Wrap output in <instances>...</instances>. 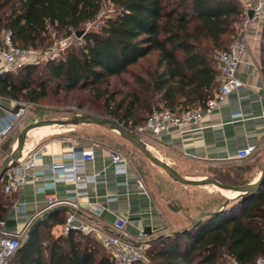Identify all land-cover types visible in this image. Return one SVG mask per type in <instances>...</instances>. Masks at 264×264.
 <instances>
[{
    "label": "trees",
    "instance_id": "obj_1",
    "mask_svg": "<svg viewBox=\"0 0 264 264\" xmlns=\"http://www.w3.org/2000/svg\"><path fill=\"white\" fill-rule=\"evenodd\" d=\"M105 1L116 11L98 31L84 32L81 46L68 47L41 74L38 64L0 74V96L37 104L49 98L52 84L57 92H85L79 107L100 103L103 118L135 134L154 109H205L220 86L215 53L228 50L242 27L236 0H0V30L11 32L19 48L43 50L52 45L50 28L76 35ZM261 57L264 76V25ZM114 78L124 79L126 92L109 89ZM1 186L0 238L13 205ZM66 218L42 219L7 264H114L91 236L65 235ZM196 224L149 242L148 262L139 264H255L264 257V182Z\"/></svg>",
    "mask_w": 264,
    "mask_h": 264
},
{
    "label": "crops",
    "instance_id": "obj_2",
    "mask_svg": "<svg viewBox=\"0 0 264 264\" xmlns=\"http://www.w3.org/2000/svg\"><path fill=\"white\" fill-rule=\"evenodd\" d=\"M262 32L263 25L256 23L247 32V50L238 72L244 86L229 95L216 109L203 110V120L199 126L183 134L173 130L159 138L142 135L149 149L183 177L197 181L213 177L229 186H243L259 179L264 166ZM3 66L0 61V74ZM14 104L13 100L0 96L3 108L11 106L14 109ZM238 112L242 117L235 119L234 114ZM3 114L0 110V115ZM73 127L69 135L43 139L34 147L26 142V146L43 154L39 162L41 170L47 169L51 162H63L59 156L71 152L73 146L92 150L95 160L86 163V171L89 175L100 172L106 182L90 184L85 190L87 194L77 200L69 194L74 189L71 182H59L55 190L50 189L45 194L37 190L41 182L27 184L20 192L10 195L13 205L1 225V231L17 235L23 240L32 224L44 219L45 214L51 212L49 216H52V220L60 221L70 212L76 211L79 217L101 232L114 231L116 220L127 218V231L132 237L141 230H150V235L144 241L148 245L163 235L189 229L193 223L221 209L225 203L221 197H227L215 186L181 185L147 159L151 178L142 174L129 158L127 174H117L111 158V152H117V143L115 145L110 140L98 139L95 133H109L115 139L121 136L96 125ZM49 129L52 130L49 135L59 134L57 128ZM17 140L13 141L9 151L12 152L16 147ZM249 146L256 147L253 155L245 160H237L238 152ZM138 182L143 184L144 190L139 188ZM52 195H56L58 202L50 206L47 198ZM75 203L77 208L73 207ZM95 206L102 210L100 215L93 212ZM90 236L99 242L98 234Z\"/></svg>",
    "mask_w": 264,
    "mask_h": 264
},
{
    "label": "built area",
    "instance_id": "obj_3",
    "mask_svg": "<svg viewBox=\"0 0 264 264\" xmlns=\"http://www.w3.org/2000/svg\"><path fill=\"white\" fill-rule=\"evenodd\" d=\"M243 8L244 19L239 32V39L232 44L228 50H221L215 53V59L219 70L220 86L215 96L208 100L205 109H187L181 113H174L166 108L154 109L146 123L136 130V133L146 137L159 138L173 130L183 134L194 130L203 120V110L212 111L216 109L229 95L244 86L238 77L240 64L246 54V36L253 24L264 25V0H236ZM250 12L253 16L250 17ZM67 41L59 42L49 50L22 49L17 47L12 39L11 32L0 30V61L3 62L2 73L18 71L20 68L39 64L43 61H56L61 57L67 47ZM4 112L0 115V145L12 135L17 126L26 114V108L14 106V109H6L0 105ZM242 117L241 113H235L234 118ZM264 118V115H263ZM256 151V147L249 146L237 154V160L250 158ZM43 154L35 148L25 147L22 157L10 166L4 176L3 191L7 195L20 192L27 184L42 183L37 187L39 193L45 194L48 190H55L59 182H71L74 189L69 191L74 200H77L87 193L85 190L90 184L105 183L102 174L89 175L86 171V163L95 160V153L82 147L73 146L71 152L59 156L63 162H51L47 169L41 170L39 162ZM112 164L117 174H127L129 160L118 152H111ZM68 160L69 162H65ZM139 188L144 190L141 182ZM58 202L56 195L49 196L47 203L52 206ZM77 204L73 205L77 208ZM93 212L97 215L102 210L95 206ZM3 225V223H2ZM127 218L120 217L114 223V231L101 232L88 222L78 216L76 211L70 212L63 225L65 235L70 232H79L85 236L94 233L99 235L100 244L109 252L114 264H139L147 263L146 250L148 245L144 243L147 238L145 230H141L137 236L132 237L127 227ZM22 245V239L1 231L0 238V264L7 262L16 254ZM232 264H238L233 261ZM255 264H264V257L258 258Z\"/></svg>",
    "mask_w": 264,
    "mask_h": 264
},
{
    "label": "rangeland",
    "instance_id": "obj_4",
    "mask_svg": "<svg viewBox=\"0 0 264 264\" xmlns=\"http://www.w3.org/2000/svg\"><path fill=\"white\" fill-rule=\"evenodd\" d=\"M115 7L108 1L103 2L102 4V10L98 16V18L90 23H88L86 26L81 28V31L88 32V31H98L100 27L103 25L104 20L110 16L115 15ZM51 37H52V45L48 48L43 49L49 50L55 47L56 44L62 41H67V47H73L77 48L83 44L82 38H78L75 33H73L70 36H67V33L64 31H59L53 28H50ZM238 36L231 40V44H234L238 40ZM65 50L62 52L61 57L63 58L65 56ZM59 58V59H60ZM47 61H43L38 64L39 71L37 74H41L40 72H44L47 68ZM135 70L139 71V68L136 67ZM16 71H14L15 73ZM126 80L131 81V78L129 75L125 77ZM123 80L119 78H114L110 82L109 89L112 90H122L124 92L127 91V88L123 86ZM106 87L102 86L101 89L104 90ZM87 93L85 92H73L71 94H67L64 91L57 92L55 84L51 85V94L48 99L43 100L37 104L35 103H29L26 101H14V106H21L26 108V114L24 118L21 120L19 125L17 126L16 130L12 133L10 137H8L1 145H0V164L2 161L11 153L9 151L11 144L15 139H18V136L20 132L28 125L44 121V120H50V119H69L75 115L78 114H86V115H93L97 117H102L100 114L103 113L102 105L100 103H97L96 106L88 105L86 107H79L80 102H84L86 100ZM86 96V97H85ZM13 107H8V109ZM104 114V113H103ZM107 117V116H105ZM59 130V134L56 135H49L52 130H41L40 128L36 131L29 134L27 138V142L31 145L29 146H36L39 144V142H42L44 139H57L61 136L69 135V130L74 128L73 126H54ZM97 128V127H96ZM107 132V131H105ZM97 134L98 139H107L110 140V142L113 144L117 143L116 151L120 153L121 155L125 156L127 159L129 158L137 167L138 170L145 176L151 178L152 172L148 169L146 158L138 151L136 150L131 144H129L127 141L119 137L118 139H115L113 135H110L109 133H95ZM108 134L112 136L110 139L108 137ZM137 134V133H136ZM45 135H48L44 137ZM139 135V134H137ZM143 140L145 138L142 135H139ZM118 140V141H117ZM146 141V140H145ZM115 143V145H116ZM4 182V178L2 180ZM0 194H2V186L0 187ZM225 198L221 197V201H224ZM26 238V237H25ZM25 240V239H23Z\"/></svg>",
    "mask_w": 264,
    "mask_h": 264
},
{
    "label": "water",
    "instance_id": "obj_5",
    "mask_svg": "<svg viewBox=\"0 0 264 264\" xmlns=\"http://www.w3.org/2000/svg\"><path fill=\"white\" fill-rule=\"evenodd\" d=\"M250 17L253 16V13L250 12ZM84 35V31H79L76 33V36L78 38H82ZM82 124H88V125H96L99 127H102L106 130L113 131L118 133L121 138H123L125 141L130 143L136 150H138L147 160H149L153 165L161 168L172 180L175 182L186 185V186H215L223 190H230L233 192H238V195H249L255 192H258L261 189L262 183L264 182V166L261 172V175L259 179L251 184H246L243 186H229L226 184H223L219 180L213 177H207L204 180H190L188 178L183 177L175 168H173L171 165H169L167 162L162 160L159 156H157L155 153H153L146 142L137 134L125 129L119 122L114 121L112 119L103 118V117H97L93 115H86V114H78L75 115L69 119H50V120H44L40 122H36L33 124H30L26 126L19 134L18 140H17V146L12 150V152L2 161L0 164V184L10 168L11 165H13L16 161H18L22 155L23 151L26 146L27 138L29 134L39 128L47 127V126H78ZM231 200L229 198L222 206L221 209L212 212L208 214L206 217L217 215L218 213L224 211L228 205V201ZM51 212L44 215V218L48 217ZM205 217V218H206ZM204 218V219H205ZM204 219L197 222L196 225H198L200 222H202ZM42 219L36 220L31 228L28 231L27 236H30L34 229L41 223ZM147 235H150V230L147 229L146 231Z\"/></svg>",
    "mask_w": 264,
    "mask_h": 264
},
{
    "label": "bare ground",
    "instance_id": "obj_6",
    "mask_svg": "<svg viewBox=\"0 0 264 264\" xmlns=\"http://www.w3.org/2000/svg\"><path fill=\"white\" fill-rule=\"evenodd\" d=\"M52 127H54V126H47V127H43V128H40V129L41 130H47V129L52 128ZM36 130L37 129L33 130L32 132H34ZM16 146H17V144H16ZM215 188L218 189L227 198H231V199L232 198H236L238 196V194H239L238 192H233V191H230V190H223V189H220L218 187H215Z\"/></svg>",
    "mask_w": 264,
    "mask_h": 264
}]
</instances>
